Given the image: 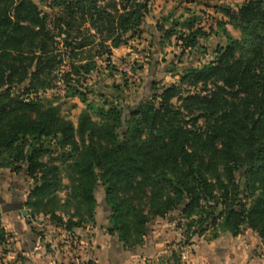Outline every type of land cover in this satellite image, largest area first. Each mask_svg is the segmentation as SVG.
I'll return each instance as SVG.
<instances>
[{"label":"trees","instance_id":"trees-1","mask_svg":"<svg viewBox=\"0 0 264 264\" xmlns=\"http://www.w3.org/2000/svg\"><path fill=\"white\" fill-rule=\"evenodd\" d=\"M38 1L48 10L35 0H0V171L26 172L30 218L72 233L94 217L104 189L109 234L127 249L142 245L150 221L176 211L188 231L212 228L211 240L248 228L264 241V0H245L237 11L217 6L229 20L208 29L194 15L163 17L162 49L174 38L184 56L206 53L201 42L220 33L227 41L178 83L159 89L149 78L146 94L154 95L134 106L105 94L89 102L84 83L143 33L153 0ZM58 83L85 106L76 124L45 97ZM7 242L0 212L1 252Z\"/></svg>","mask_w":264,"mask_h":264},{"label":"rangeland","instance_id":"rangeland-1","mask_svg":"<svg viewBox=\"0 0 264 264\" xmlns=\"http://www.w3.org/2000/svg\"><path fill=\"white\" fill-rule=\"evenodd\" d=\"M41 5L40 7L43 8L45 11L48 10L45 6H43L38 0H35ZM245 0H216L209 5H203V4H196L195 2L192 3L191 6H184L182 10L179 13H172L169 14L173 15L174 19H177L179 17L183 18H190L192 15L197 16L201 18L202 21V26H204L206 29H208L210 26H215L216 22H220V20H224L228 22V18L223 16L220 12L216 10L217 6H222L224 5L225 7H230L233 10L237 11L239 7L243 4ZM186 9L188 11H186ZM167 16V15H166ZM164 16V17H166ZM215 23V25H214ZM216 28V27H215ZM158 29V28H157ZM143 33L136 37L133 38L129 41L132 40H139L141 36L144 34V26L142 28ZM227 30L231 33V35L239 39L240 38V32L236 29H234L231 25L227 24ZM163 34L162 32H160ZM208 41V40H207ZM227 39L226 37L220 33L219 36L213 37L209 43L204 42L205 44V49L207 50L206 53H202L199 51H196V55L194 56L193 54L195 51L191 52L190 54L187 53L184 56H182L181 48L180 45H177V41L173 38L172 43L174 45V51L171 53H165L164 51L161 52V54L157 57L159 58V67L158 69L155 70L154 74L155 76H158L160 73V76L158 77L157 80H159V85L158 88H162L163 86H168L173 83H178L179 78L181 77L182 74L185 73L187 69L193 66H201L204 63L209 62L211 59H214L215 56V49L219 45H224L226 43ZM171 43V44H172ZM166 47L168 43H165ZM149 46L146 45V49H139L135 45L129 46V54H126L125 56H120L118 59L111 60V63L105 62V61H99L98 62V69L97 71L90 76L87 81L84 83V86L86 88H89L93 94L88 96L89 102H95V103H102L103 100L100 99L99 96L97 95H107L106 101H111V98H114L113 102L115 105H122L123 104V99L124 102L126 101V105L134 106L138 104L139 102L145 100V98L150 97L154 95L155 92H149V94H146V88H151L150 84L148 83V79L150 78V73L149 71L143 72V69L152 63L153 56L151 55V49L148 48ZM134 53H138L143 55V58L140 61H133L135 64L134 66V71L138 74V80L135 82H130L126 78V74H123V71L120 70V67L122 64L125 63L128 58L129 61H132L129 59V57L133 56ZM189 54V55H188ZM140 55V56H141ZM163 61V62H162ZM162 63H164V67H162ZM173 69L175 72H173V77L167 73H165L167 70L171 71ZM119 86L120 89H116L115 87ZM45 97L48 100L51 101H56L57 104H60L62 106L64 115L73 122V124L77 123L78 117L81 114V112L85 109V106L79 101V99L75 97H67L66 95V90L63 87L61 83L56 84V87L54 90H50L46 93ZM173 103L175 105H179V102L177 100H174ZM54 146L52 150H54V157H57L61 155L62 153L57 149L56 142L53 141L52 143ZM45 161H48V158L45 159ZM16 179H13V182H10L9 189L13 191V194L15 195V203L12 208L8 207V205L3 204V211L10 212L11 210H15L16 214L20 217V220H23V217L21 216L20 210H24L26 214L30 212L27 208L23 209L24 202L21 204L22 199H26L29 195V193L32 190V182L29 180L27 177L24 176V172L19 173V174H14ZM27 176V174H26ZM18 180V181H15ZM15 181V182H14ZM68 180L64 178V184L66 187L62 189L61 192H58V195L60 198L65 199L69 189L67 188L68 185ZM104 189H100L99 193H97V200H98V205L94 213V217L90 218L88 216H85L84 214V220L82 224V228L75 229V230H83L87 228H99L102 227L105 229V231L108 233V235L111 237L112 240H116L117 237L112 236L109 234V231L111 229L110 223L109 222V212L107 205L105 203V193ZM10 193V191L8 192ZM5 192L0 193V198H2ZM27 195V196H26ZM8 198L7 201L9 200L8 194L6 195ZM26 203V202H25ZM250 204V201L248 202ZM223 207H220L219 210H222ZM2 207L0 206V212L3 214ZM29 214V213H28ZM30 215H28L29 217ZM26 217V219L28 218ZM66 218V217H65ZM180 212L176 211L173 212L171 215H169L166 219H155L149 222L147 229H146V236L143 239V243L139 248H143L145 240L147 239L148 236H156L157 238H163L165 240L166 245H168L166 248V253H162V257H158V263L162 264V260L168 261L170 264H176V262H180L181 264H186L185 262L188 260L190 250L186 247L192 246L194 241L197 239L204 240V241H209L211 240L212 234H213V229L210 228L209 231H205L203 235H198L195 234V231L197 230V227L191 229L188 231L187 229V222L186 220L180 219ZM29 219V218H28ZM67 219V218H66ZM29 220H33L35 225L40 226L41 229H44V231H47L50 227V220L49 218H46L45 216H36L34 218H30ZM4 225V224H3ZM55 225V224H52ZM74 230V231H75ZM250 229L244 228L242 230V233L248 231ZM252 233L256 234L252 230H250ZM74 235V236H73ZM258 237L259 235L256 234ZM72 239V242L69 244ZM67 242H68V249H73V252L71 253V257L73 256L74 258L72 259L70 264H75L74 262L78 261L80 264H95L93 259L87 258L84 259L82 257V254L76 253L75 247L77 244L80 246L81 242L78 239V236L74 234L73 232L70 233V236H68ZM260 238V237H259ZM262 239L260 238V241ZM113 242V241H112ZM164 243V244H165ZM262 243L264 241L262 240ZM123 246L122 243L119 242ZM163 244V246H164ZM162 246V250H165V247ZM82 247V245H81ZM124 248V247H123ZM125 250H130L124 248ZM136 249V248H135ZM132 249V250H135ZM168 249V250H167ZM186 253L187 257L186 259H182L181 254ZM81 255V256H80ZM161 261V262H160ZM156 264V263H155Z\"/></svg>","mask_w":264,"mask_h":264},{"label":"crops","instance_id":"crops-1","mask_svg":"<svg viewBox=\"0 0 264 264\" xmlns=\"http://www.w3.org/2000/svg\"><path fill=\"white\" fill-rule=\"evenodd\" d=\"M193 2L194 0H153L150 5L149 14L145 19L144 34L139 40H132L130 45L115 50L112 59L116 61L118 57L129 54V46L135 45L139 49H146V45H148L153 58H151L152 63L147 65L143 69V72L149 71L150 79L158 78L160 73L158 76L154 74L155 70L160 66L159 58L157 57L163 51L165 53H172L174 51L173 43L167 45L164 49L160 47V42L164 36L157 28L161 23V19L166 15L179 13L184 6H191ZM161 25L163 24L161 23ZM213 37L208 41H202L201 45L205 47L204 42L209 43ZM193 55L197 57L196 51ZM164 65L162 63L161 66L164 67ZM24 176L27 177L25 171ZM13 177H15L14 173L10 170L0 171V193L5 192V196L0 198L2 211L3 204L12 208L14 206L13 203H15V195L11 191L12 189H9L10 182L16 179ZM9 191L10 193H8ZM7 194L9 196L8 201V198H6ZM21 201V204L24 202L23 209H26V199H22ZM14 211H3L2 214L4 228L8 235L7 243L9 247L5 256L0 257V264L71 263L74 258L73 256L71 257L73 249H68L67 242L70 232L52 225V222H50L49 229L44 231L40 226L35 225L33 220H29V212L24 216L23 212L25 211L20 210L23 217V220H20V217ZM26 217L29 219H26ZM73 233L78 236L82 245L81 247V245L77 244L74 252L82 254L84 259H93L95 264H159L157 256L162 257V253H166V248H168L163 238H157L152 235L151 237H147L143 248L131 251L125 250L119 244L118 239L112 240L105 229L100 226L93 229L75 230ZM162 246L165 247V250H162ZM186 248L190 250L188 260L185 262L186 264H264V243L250 230L238 237H233L226 233L216 240L204 241L197 239L192 246ZM161 263L170 264L167 260L164 262L162 260Z\"/></svg>","mask_w":264,"mask_h":264},{"label":"built area","instance_id":"built-area-1","mask_svg":"<svg viewBox=\"0 0 264 264\" xmlns=\"http://www.w3.org/2000/svg\"><path fill=\"white\" fill-rule=\"evenodd\" d=\"M138 54V53H134L133 56L129 57V59H131L132 57V61H129L128 58H126L127 60L125 61L124 64H122V66L120 67V70L123 71V74H126V78L130 81V82H135L137 81L138 78V74L133 70L135 64L133 63V61H140L143 58V55ZM68 239H70L71 241L69 242V244L72 242V239L69 237ZM5 253L4 252H0V257H4ZM182 259H186L187 254L183 253L181 254ZM75 264H80L78 261L74 262Z\"/></svg>","mask_w":264,"mask_h":264},{"label":"water","instance_id":"water-1","mask_svg":"<svg viewBox=\"0 0 264 264\" xmlns=\"http://www.w3.org/2000/svg\"><path fill=\"white\" fill-rule=\"evenodd\" d=\"M23 215L26 216V212H23Z\"/></svg>","mask_w":264,"mask_h":264}]
</instances>
